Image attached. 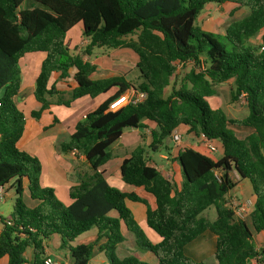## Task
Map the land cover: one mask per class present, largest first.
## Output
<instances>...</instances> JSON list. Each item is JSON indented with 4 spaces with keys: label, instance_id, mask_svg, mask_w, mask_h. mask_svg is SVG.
I'll return each mask as SVG.
<instances>
[{
    "label": "trees",
    "instance_id": "16d2710c",
    "mask_svg": "<svg viewBox=\"0 0 264 264\" xmlns=\"http://www.w3.org/2000/svg\"><path fill=\"white\" fill-rule=\"evenodd\" d=\"M208 2L248 8L225 27L226 43L196 24ZM78 23L88 42L76 52L65 36ZM257 35L259 43H251ZM95 47L134 52L136 78L92 79L96 66L83 56ZM36 52L44 55L33 88L41 106L31 117L38 118L51 104L69 106L77 98L114 90L79 119L60 144L61 151L82 154L92 169L70 187L69 204L51 187L40 185V161L17 146L25 127V116L13 100L21 84L19 60ZM190 62L178 87L165 95L178 65ZM230 79L235 97L242 94L248 109L240 118H230L207 102L216 93L214 86ZM59 81L64 90L56 88ZM128 89L145 97L110 109V102ZM0 101V187L14 190L12 210L1 218L0 259L7 257L6 264H43L52 236L59 237L60 249L69 251L67 264H88L95 250L102 251L109 264H204L185 248L206 231L215 235L217 264H264V250L253 241L255 233L264 231V0H0ZM147 122L154 126L146 145L152 151L164 147L174 129L203 133L218 140L221 149L217 159L193 147L178 149L172 159L179 166L178 177L169 179L150 163L144 145L136 146L121 161L120 177L151 194L154 208L135 192L109 185L99 170L124 129H144ZM232 126L253 130L239 137ZM231 171L251 187L253 209L245 219H236L227 205V194L236 185ZM26 190L34 206L23 201ZM126 200L145 206L146 226L159 241L147 238ZM210 206L216 212L213 220L201 215ZM91 229L96 230L91 242H76ZM122 230L132 232L135 244L151 252L156 262L118 257ZM28 249L31 259L26 258Z\"/></svg>",
    "mask_w": 264,
    "mask_h": 264
},
{
    "label": "crops",
    "instance_id": "0c3cea01",
    "mask_svg": "<svg viewBox=\"0 0 264 264\" xmlns=\"http://www.w3.org/2000/svg\"><path fill=\"white\" fill-rule=\"evenodd\" d=\"M248 13L245 7H238L235 3L232 2H224L222 4H216L213 9H206L203 14L200 16V27L207 31H219L222 29L218 22L219 20L225 17H231L232 19H239ZM228 23L226 24V26ZM82 24L78 23L70 28L65 36L66 44L70 49H75V51L79 52L82 50V46L86 45L88 39L82 36ZM225 29V28H224ZM254 39H257L259 43V35L255 36ZM253 40V38L251 39ZM93 53V49L91 54ZM90 55H84L83 59H88L95 66L96 70L91 75L92 79H100L107 78L116 75H124L127 80H133L128 78V73L133 70L135 64L138 60L137 55L132 52L128 48H113V51L106 52L101 56L94 55L91 58ZM115 55H120L122 64H117V60ZM43 54L36 53H28L25 54L19 60V66L21 71V84L18 90V93L14 96L13 100L16 103L17 107L22 110L25 116V127L21 138L17 142V146L31 155H34L38 158L41 165V173L39 178V183L43 187H51L54 190L56 197L64 204H69L71 202L69 198V189L71 186L75 185L78 182V177L83 174L92 173V169L89 164L86 162L84 156L78 152L73 151H61L60 144L66 142L70 135L74 130L75 123L84 117V115L96 108L102 101H104L114 90L112 89L110 92L105 94H100L94 98L89 96H83L73 100L69 106L51 104L47 109L43 110L38 118H34L30 116L31 111H36L40 108V103L35 100L33 96V88H34V79L38 73L40 63L43 59ZM138 75V74H137ZM65 84L61 81L57 82L56 88L58 90H64ZM67 97V95H66ZM217 108V107H216ZM28 111V113H27ZM148 125V124H147ZM154 126L149 123V125L142 129L143 135L146 132L150 131ZM247 129V133L252 132V128L244 127ZM235 131V129L232 127ZM140 130L135 128H129L124 130L117 140V147H122L127 143H137L138 138L140 136ZM185 131V130H184ZM192 133H185L186 138L184 141L181 140V144L175 147L172 146L167 147V151L165 154H161L160 158L163 159L161 164L157 165L156 162L149 157L150 163L155 165L161 173L167 177L170 176L165 174V167L168 164V160L174 159L176 156L177 150L183 147H193L199 150L201 148L197 147V138L193 139ZM151 136V135H150ZM191 136V137H190ZM151 140V139H150ZM193 144V145H191ZM221 150V149H220ZM130 152H125L122 154H116L115 157H112L102 165L99 170L103 173L105 180L109 185L115 186L124 192H135L137 195L145 198L148 202V205L151 208L155 207L154 197L147 193L142 187H133L129 184H125L122 182L119 168L121 161L123 158L127 157ZM220 155L217 157L219 158ZM214 158V159H217ZM172 165L176 167H172L173 171L171 172L174 179L178 177L179 166L178 164L172 160ZM231 176V174H230ZM233 179V178H232ZM234 180V179H233ZM236 182V186L243 187L242 184L246 185L243 188H248L250 184L245 179H241L238 175L234 180ZM235 187L231 190L233 191ZM11 187L3 188L2 198H7L13 204L14 193H10ZM230 191V192H231ZM229 192V193H230ZM250 194V201L253 203L252 192ZM23 196H26L30 199L31 204H27L28 206H34L36 201L32 200L29 197L28 191L26 190L23 193ZM131 201L126 200V204L130 207ZM138 203V202H136ZM11 204V205H12ZM143 205V204H142ZM144 206V205H143ZM12 210V209H11ZM10 210L2 211L0 207V230L2 227L1 218L7 217ZM5 213V214H4ZM145 206L144 208L138 212L137 217L138 221L140 220L141 226H145ZM134 215V214H133ZM135 218V216H134ZM136 220V219H135ZM137 221V220H136ZM147 233L152 237V242H157L160 240V237L150 228H146ZM123 234L124 231L122 230ZM96 230L91 229L87 232L81 234L76 242L88 243L91 242L95 237ZM210 235L211 240L213 242V247H209L205 252H210L208 254L204 253L203 247H207L205 243L206 236ZM125 240H123L120 244H122ZM253 241L258 250H264V231H260L253 235ZM59 237L52 236L46 241L45 247V257L49 256L57 263L67 264L70 262L69 259V251L64 248L60 249L59 247ZM74 244V243H73ZM72 244V245H73ZM119 244V245H120ZM119 245L116 247L119 248ZM202 247V248H201ZM191 248H197L196 252H191ZM214 249H215V235L209 231L203 233L200 237L190 242L186 248V253L192 258L202 261L205 264V257H214ZM128 251V249H126ZM98 252V251H97ZM97 261L100 264H109L105 254L102 251H99ZM147 255H144L141 259L147 261L149 263H155V256L146 251ZM95 255V252L94 254ZM205 255V256H204ZM118 256V255H117ZM32 254L31 250L28 249L26 251V258L31 259ZM264 257V254L262 255ZM215 258V257H214ZM260 259V257H259ZM91 260V259H90ZM7 257H2L0 259V264H6ZM259 264H262L260 261ZM30 264V263H24ZM211 264H217L216 259H214Z\"/></svg>",
    "mask_w": 264,
    "mask_h": 264
},
{
    "label": "rangeland",
    "instance_id": "374dc122",
    "mask_svg": "<svg viewBox=\"0 0 264 264\" xmlns=\"http://www.w3.org/2000/svg\"><path fill=\"white\" fill-rule=\"evenodd\" d=\"M215 5H216V3H213V2H208L205 4L204 8L201 10L198 17L196 18V24L197 25L200 26L201 14H203V12L206 9H209V8L213 9L215 7ZM246 9L248 11V8H246ZM231 20H233L231 17H225V18L219 20L218 23L221 26H223L222 29H220L219 31H215V30L211 31L213 33L218 34L220 37L219 40L223 43H226L222 38L224 28L226 27V24L229 23ZM250 42L253 44L258 43L257 39H254V38H253V40H250ZM84 47H85V45H83L81 49H83ZM109 51L110 52L113 51V48H107V47L97 48V47H95V48H93V53L91 54V58H93L94 55H97V56H101L102 54L104 55L106 52H109ZM115 58L117 60L116 61L117 64L123 63L120 55H115ZM192 65L193 64L191 62L186 64V65H181V64L178 65L176 76L171 78L170 84L165 88V95L169 94V92L171 91V88H173V87L177 88L178 87V85L180 84L179 79L184 75V73L189 71V69L192 67ZM137 74H138V71H137L136 67H134L133 70L128 73V78L132 79L135 76H137ZM214 88L216 91L215 95L207 98V102L209 103V105L211 107H213V108L220 107L226 113V115L230 118H240V117L245 116L248 113V109H247V106H246L243 98L241 96L235 97L234 82L232 79L227 80L226 82H223V83L216 84L214 86ZM27 113H28V111H27ZM149 123L150 122H147L148 125H149ZM151 125H153V124L151 123ZM232 127L235 129V132L239 137H243L246 134H248L247 129L244 127H237V126H232ZM127 129H129V128H126L124 130H127ZM139 130H140L139 132L141 134H143L142 129H139ZM181 132H182V141H184L186 138L185 131L182 130ZM141 134L138 138L137 143H135V144L134 143L133 144L127 143V144H124V146H122V147H117V141L114 142L112 144V146L110 147V152L112 154V157H115L116 154L131 152L138 145H144V148L147 152V157L152 158L156 162L157 165L161 164V162H163V159L160 158V155L165 154L167 151L166 150L167 147L170 148V146H172V144H173L171 137L166 138V140L163 142V145L166 146V149L164 146V147H159L156 151H152L151 149L147 148V146H146L150 142V139H151L149 131L146 132V134H144L143 137L141 136ZM191 135L193 136L192 140L193 141H194V139L196 140L195 136L193 134H191ZM212 143L216 147V151H211V150L207 151L206 150L205 152L209 156H211L213 158H217L221 153L220 144H219L218 140H213ZM191 145H193V144H191ZM167 162H168V164L165 167V170H166L165 174L170 176L171 179H173L171 172L173 171L172 167H176L175 165H172L175 163H172V160L171 161L168 160ZM230 174L234 180L237 178V173L235 171H231ZM245 180L248 181L247 179H245ZM242 186L244 187L246 185L242 184ZM243 187L236 186L233 191H231L230 193L227 194L226 199H227V205L228 206H231L233 208V207L239 206L241 204H244L250 200V194L249 193L252 192L251 187L249 186L247 189L243 188ZM10 193H12V194L14 193L13 188L11 189ZM23 201L26 204H31L30 199L26 196H23ZM11 204H12L11 201L7 198H3L0 200V207H1V210L4 212H5V210L11 211V209H12ZM129 204H130L129 208L133 212L135 219L137 220L140 227L143 229L145 235L147 236V238L152 240V237L149 235V233H147L146 228H148V227L146 226V223L144 224L145 226L142 227L141 223H140L141 221L140 220L138 221V218H136L138 212H140V210L142 209V207L144 208V206L141 203H136V202H130ZM248 208H249V212H250L252 209V205H248ZM201 215L205 218L213 220L216 216V212H215L214 207L210 206L206 210H204L201 213ZM144 219H145V214H144ZM123 236H124L125 241L122 244H120L119 248L117 249L116 254L118 255V257L122 258V257L128 256V255H134V256L141 259L144 255H147L146 250L141 249L139 246H137L135 244V237H134V234L132 232L124 231ZM205 238H206V241L203 244H206L207 247H203V248H205L203 252L208 254L210 252H205V251L208 250L209 247H213V242H212L209 234ZM126 249H128V251H126ZM191 249H192L191 252L197 251L196 250L197 248H194V249L191 248ZM97 251L98 250H95V255L92 256V258L88 264H100L97 261V258H98L97 253H100V252L99 251L97 252ZM214 259L215 258L213 256L212 257L206 256L204 259L205 260L204 262H205V264H211V262Z\"/></svg>",
    "mask_w": 264,
    "mask_h": 264
},
{
    "label": "built area",
    "instance_id": "2783aa9c",
    "mask_svg": "<svg viewBox=\"0 0 264 264\" xmlns=\"http://www.w3.org/2000/svg\"><path fill=\"white\" fill-rule=\"evenodd\" d=\"M242 97V94L240 95ZM145 97V93L142 91H137L134 89H128L126 92L119 95L117 98H115L113 101L110 102L109 108L115 109L119 105L123 103H131L135 104L140 102ZM1 106V101H0ZM171 140L173 142V145L175 147L179 146L181 144L182 140V132H180L178 129H174L170 135ZM197 138V147L201 148L203 151H216V147L213 145L211 139H209L206 135L203 133H200ZM73 152H76L75 150ZM3 187H0V200L2 198ZM248 205H252L253 209V203L249 200L244 204H241L239 206L233 207V216L236 219H245L251 211L249 212ZM43 264H57L56 261H54L51 257L47 256L44 258ZM255 264H259L255 261Z\"/></svg>",
    "mask_w": 264,
    "mask_h": 264
}]
</instances>
